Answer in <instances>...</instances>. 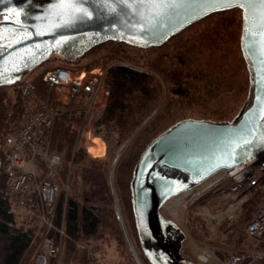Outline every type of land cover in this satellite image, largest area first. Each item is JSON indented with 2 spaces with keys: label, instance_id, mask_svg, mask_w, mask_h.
Wrapping results in <instances>:
<instances>
[{
  "label": "water",
  "instance_id": "95a60500",
  "mask_svg": "<svg viewBox=\"0 0 264 264\" xmlns=\"http://www.w3.org/2000/svg\"><path fill=\"white\" fill-rule=\"evenodd\" d=\"M58 3L0 0V33L6 37L0 39V87L25 78L51 56L74 62L108 41L141 49L158 47L208 15L240 11L239 47L248 74L243 105L229 121L185 118L165 129L145 146L129 182L137 239L148 263L196 264L182 253L185 231L164 209L171 199L264 150L260 5L241 8L225 0H77L70 15H58L54 11ZM125 238L131 249L126 233Z\"/></svg>",
  "mask_w": 264,
  "mask_h": 264
},
{
  "label": "trees",
  "instance_id": "16d2710c",
  "mask_svg": "<svg viewBox=\"0 0 264 264\" xmlns=\"http://www.w3.org/2000/svg\"><path fill=\"white\" fill-rule=\"evenodd\" d=\"M233 11L240 13L238 9H233L208 15L158 47L141 49L108 41L85 54L99 52L101 55L91 65L101 62L100 66L108 67L105 78L108 98L102 116L93 123L94 127L103 126L107 131H115L119 144L141 127L133 139V145H139L140 149L135 159L133 157L131 166V157L127 155L115 168V185L122 204L128 209L132 227L134 218L130 188H127L126 196L122 195L126 172L132 173L141 152L152 139L177 121L188 118H174L175 101L168 100L151 116L160 105L163 90L156 75L149 70L162 78L167 85V91L178 98L179 102L187 105L198 104L204 98L201 82L206 81L207 76L199 59L204 57L207 64L210 60H216V57L220 59L225 52H231L226 44L227 28L230 24L224 16ZM138 52H154L156 55L145 59V62H138L132 58ZM240 58L245 66L242 55ZM124 60L128 63L123 62ZM214 68L218 69L216 73L211 72L215 76L226 77L229 74L221 63ZM36 85L40 95L43 90L41 78H37ZM203 88L208 89L210 85L206 83ZM210 92L205 93L210 95ZM15 94L13 100L8 96L5 87H0V130H6L21 113L18 91ZM211 115L212 118L201 119L226 121L223 116L215 113ZM167 120L172 121L167 123ZM83 126L82 115L65 114L56 120L50 137V151L62 154V179L66 182L70 180L68 192L62 191L58 196L55 218V225H62L66 234L62 261L64 264H85V252L76 247L77 242L100 238L105 231L116 233L120 242L122 241L115 214L110 207L111 196L106 178L108 163L89 158L82 151L78 140ZM254 196L244 204L249 220L260 202V194L256 192ZM135 234L138 242L136 229ZM244 239H253L254 243L252 246L247 243L246 246V242H242L243 248L235 252L264 248V234L259 237L247 235ZM36 242L39 240L30 229H24L17 224L5 195L3 178L0 177V264H29V255ZM142 260L144 264H149L145 258Z\"/></svg>",
  "mask_w": 264,
  "mask_h": 264
},
{
  "label": "built area",
  "instance_id": "2783aa9c",
  "mask_svg": "<svg viewBox=\"0 0 264 264\" xmlns=\"http://www.w3.org/2000/svg\"><path fill=\"white\" fill-rule=\"evenodd\" d=\"M43 90L37 93L35 79H21L16 83L21 113L15 124L0 130V177L17 224L30 229L38 238L33 257L35 264H60L65 246L63 226L55 225L59 189L64 188L60 178L61 156L50 151V137L56 120L62 115H82L87 124L85 144L94 137L102 140L107 131L94 127L103 114L108 89L101 69L76 71L67 67H53L41 75ZM92 125V130H89ZM87 151V150H86ZM88 152V151H87ZM209 181V179L207 180ZM192 188L187 203L196 207L201 201L218 198L217 207L231 208V222L240 214L248 194H260L259 206L245 224V233L259 237L264 234V150L235 167L223 171L221 176ZM229 201V202H228ZM207 211L211 224H219L216 212ZM116 219H120L118 209ZM232 215V216H231ZM219 264H264V248L238 252L226 250ZM218 260V259H217Z\"/></svg>",
  "mask_w": 264,
  "mask_h": 264
},
{
  "label": "rangeland",
  "instance_id": "374dc122",
  "mask_svg": "<svg viewBox=\"0 0 264 264\" xmlns=\"http://www.w3.org/2000/svg\"><path fill=\"white\" fill-rule=\"evenodd\" d=\"M224 18L227 20L228 24H230L229 27L227 28L228 36H227L226 44L227 47H229V49L231 50V52H225L220 59L216 57V60L214 61L210 60L207 64L204 57L199 59V63L202 65L204 69V73H207V76L205 77L207 82L205 80L201 82L202 96H204V98L206 96L207 97L205 99L202 98V100L198 102V104H190V105L182 104L181 102H179L178 98L174 97L173 95H170V93L167 91V85L162 80V78L159 75L155 74L153 71L149 70L151 73L156 75V77L158 78L159 82L162 85V90H163L160 105L152 113L151 116L156 114V112L162 108V106L166 103L167 100L175 101L174 109H173V112L175 114L174 118L180 116L195 118V119H201V117L212 118L211 114L215 113L216 115L223 116L224 118H226V120L229 121L232 120L234 116L237 114V112L239 111V109L241 108V106L243 105L246 99L247 90H248V74L240 58L241 57L240 51H238L239 39L241 34V13H237L233 11V13L227 14L226 16H224ZM98 55L101 54H99V52H96L85 56L83 55L84 57L82 56L81 58L77 59L74 62H68L59 57L51 56L42 65L34 68L26 76L25 79H35L36 81L37 78H41L40 76L43 74L45 70L57 66L72 68L76 71L101 69L102 71H104L106 78V71L108 67L100 66L102 65L101 62L98 65H91L93 62L96 61ZM155 55L156 53L154 52L153 53L138 52L137 54H134L133 56L135 57L132 58L138 62L141 61L145 62V59H148L150 57L152 58ZM123 62L128 63V61L126 60H124ZM218 63H221L222 66L225 67V70L228 71L229 74H227L226 77L221 75L215 76L214 74L211 73L212 71L216 73L218 69L214 68V66L218 65ZM89 65L90 67H88ZM142 67L143 66H141V68ZM20 81H17L16 83H19ZM206 83L210 85V88L208 89L203 88L205 87ZM16 85L17 84H14L13 86L12 85L4 86L8 96L11 97L13 100L16 95L15 93L18 91ZM210 89H212L211 92ZM205 92L207 93L210 92V95H207ZM15 120H17V118ZM15 120L11 122V125H9L10 127L13 124H15ZM171 121L172 120H167L166 122L169 123ZM16 125L17 123L15 124V126ZM143 125L144 124H142V126ZM91 128H93L92 125L90 126L89 130H92ZM140 128L141 127H139L134 133H132V135L128 139H126L120 144L117 143L118 134L113 130L107 131V133H105L104 135L99 134V136H103L104 138L103 140L100 138L105 145V153L103 154V149L99 145V143L95 140V138H92V140L88 142L86 146L85 144L86 138L92 136L91 135L92 131H90L85 138L87 124L86 122H84V126L82 131L80 132L78 143L82 148V151L89 158H93L99 161H106L108 163L106 178L111 196L110 207L113 210V212L115 211L116 207L118 209L120 219L118 220L115 217V220L117 221V227L120 230L121 239H122V241L120 242V239L117 237L116 233L105 231L104 235L100 238L93 240L90 239L89 241L77 242L76 247L80 251L85 252L84 253L86 258L85 264H138L134 256L131 254L129 244L125 238V233L128 236L129 241L135 248L134 250L137 252L141 264H144L142 259L145 257L142 251L140 250L138 242L136 241L135 229L133 230L134 224L132 227L131 220L128 214V209L125 204H124L125 206L122 204L120 194L115 185L116 183L115 168L117 163L121 161L122 158L124 159L127 157V155H130L131 160L129 166H131L133 157L135 159V156L140 149L139 145H133V139L136 137V134L138 133ZM86 150L92 156L95 157L89 155V153ZM60 155L62 157V154ZM131 174L127 171L124 176L125 185L122 190L123 196H126L128 193L127 188H129ZM60 178L65 186L64 188L61 187L59 189V196L62 191L67 193L70 186V180H68L67 182L63 180L61 176V172H60ZM254 195L255 192L249 193L247 201L254 198L255 197ZM209 196L206 197L205 201L204 200L201 201L202 202L201 205L192 207V205L189 206V204H186V201L190 198L186 197V195H182L180 198L172 200L167 205L166 207L167 209H164V213L168 216H171L170 218L175 220L185 231L187 235V239L184 242L182 253L187 259L192 260L196 264H219L220 257L225 258L227 256L226 250L229 249L232 251H238L243 248L241 246L242 242L243 243L246 242L245 243L246 246L247 243L251 246L254 243L253 239H247V240L244 239V236H247L244 227L246 222L249 220L246 214V210L244 208L245 203L242 206V210L240 214L232 222L230 219H228L230 215L225 214L222 220L219 222V224H215V223L211 224L210 220H208L207 216L204 215V212H202L201 207L209 208V211L213 213L214 212L221 213L227 209L224 207V205L221 207H217L218 198L212 199L208 202L207 200ZM184 204H186V206L184 208V216H182V221H181L180 219L181 216L179 211ZM173 216H175V218H173ZM242 239L244 241H242ZM38 244H39L38 242L35 243V247H33V250L29 255L30 256L28 261L29 264H35L33 257L38 248ZM195 246H198L200 248L202 246L206 248V250L210 251V253L212 254V259L202 257L199 250ZM64 250H65V246H64ZM64 250H63V254H64ZM63 254L61 257L60 264H64L62 262L64 256ZM54 263L55 262L53 261L51 262V264Z\"/></svg>",
  "mask_w": 264,
  "mask_h": 264
},
{
  "label": "snow or ice",
  "instance_id": "6c2138e0",
  "mask_svg": "<svg viewBox=\"0 0 264 264\" xmlns=\"http://www.w3.org/2000/svg\"><path fill=\"white\" fill-rule=\"evenodd\" d=\"M77 2V0H59V3L56 6V9L54 11L58 15L62 14H71L73 5ZM173 2H178V0H173ZM212 2H217V0H212ZM225 2H231L233 3V6H238L241 8H245L246 5L249 7L253 6L254 4L258 3L260 5V17H261V28L264 29V0H239V2H236V0H225ZM86 14V13H84ZM5 19H8L9 21L12 20L11 16L5 17ZM247 20V17H245ZM262 36H264V32L261 33ZM3 33H0V39H5ZM18 42V41H17ZM261 56L264 57V39L261 40ZM262 64H264V60H262ZM247 142V141H245ZM230 166V165H229Z\"/></svg>",
  "mask_w": 264,
  "mask_h": 264
},
{
  "label": "bare ground",
  "instance_id": "6f19581e",
  "mask_svg": "<svg viewBox=\"0 0 264 264\" xmlns=\"http://www.w3.org/2000/svg\"><path fill=\"white\" fill-rule=\"evenodd\" d=\"M94 138H95V140L99 143V145L102 147V149H103V154H104V153H105V145H104L103 141H102L99 137H94ZM206 181H207V180H206ZM209 181H210V180H209ZM209 181H207L206 183H208ZM182 195H186V197L190 198V199H188V200L186 201V204L192 199L190 196H188L187 193H183V194H180V195H178L177 197L171 199L170 201H168L165 207H167V205H168L172 200H175V199H177V198H180ZM186 204H184L183 207H182V208L180 209V211H179L180 216H181V218H180L181 221H182V216H184V208H185ZM166 209H167V208H166ZM207 213H208V212L205 211V212H204V215L207 216ZM225 214L230 215V214H231V208H228L227 210H225V211H223V212H221V213L216 214L215 217H216V219H217L218 221H220V220L223 218V216H224ZM173 218H175V217H173ZM195 247H196V248L199 250V252H200L201 254H203V255H206V256H207V255L210 253V251L206 250V248H204V247H202V246H201V248H204V249H201V248L198 247V246H195ZM134 249H135V248H134L133 245H132V247H131V249H130L131 254L134 256L135 260L138 261L137 258H139V257H138V255H137V252H136ZM208 252H209V253H208ZM208 256H209L210 259H212V255H211V254H209ZM140 263H141V262H140Z\"/></svg>",
  "mask_w": 264,
  "mask_h": 264
},
{
  "label": "crops",
  "instance_id": "0c3cea01",
  "mask_svg": "<svg viewBox=\"0 0 264 264\" xmlns=\"http://www.w3.org/2000/svg\"><path fill=\"white\" fill-rule=\"evenodd\" d=\"M93 157H95V156H93ZM208 253H209V252H208ZM200 254H201V253H200ZM209 254H211V253H209ZM209 254H208V255H209ZM208 255L206 256V255L201 254L202 257H206V258H209ZM211 255H212V254H211ZM209 259H210V258H209Z\"/></svg>",
  "mask_w": 264,
  "mask_h": 264
}]
</instances>
